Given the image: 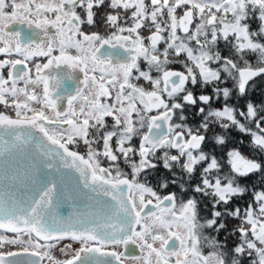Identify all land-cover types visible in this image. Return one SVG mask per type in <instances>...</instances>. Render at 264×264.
Instances as JSON below:
<instances>
[{
    "label": "snow or ice",
    "instance_id": "1",
    "mask_svg": "<svg viewBox=\"0 0 264 264\" xmlns=\"http://www.w3.org/2000/svg\"><path fill=\"white\" fill-rule=\"evenodd\" d=\"M0 55V264H264V0H0Z\"/></svg>",
    "mask_w": 264,
    "mask_h": 264
},
{
    "label": "trees",
    "instance_id": "2",
    "mask_svg": "<svg viewBox=\"0 0 264 264\" xmlns=\"http://www.w3.org/2000/svg\"><path fill=\"white\" fill-rule=\"evenodd\" d=\"M225 54H227V53L225 52ZM253 60H254V57H253ZM252 83H254L256 87L254 90L249 92V97L253 102L259 103L260 101L264 100V79L257 77L254 79V81L250 82V86ZM214 107L219 108L220 104L217 103L216 105H214ZM195 112H196V109H192L190 112H186V115L188 116L187 123L194 128L196 126H198V124L200 123V120H201V117L198 115H195ZM215 130L217 132L221 131L218 127ZM229 135L233 138V141H243L242 145L240 143H230V145H229L230 148L231 147H237L243 153H247L248 155L251 154V149L248 146L249 140H250L249 136L241 134L235 130H231ZM213 147H214L213 141H208L204 145L205 151H209V150L213 149ZM215 154L218 156L220 155L218 148H216ZM225 167H227V165H225ZM176 172L179 174L178 168L176 169ZM259 177H260V174H252L248 178L242 179L241 184L248 185L250 191L253 190L251 187L252 185H256L255 190H261V188H264V180L260 179ZM163 178L171 179V174L168 173L165 169H163L162 166L158 167L156 170H150L146 174V182L153 187L158 186L160 180ZM141 179L144 180V175H142ZM168 191H177L178 197L180 196L178 189L174 186L171 187L170 189H167V190L166 189H160L161 194L166 193ZM201 199H202V202L200 204V208L203 209L205 203H207L208 198H201ZM250 202H251V199L249 196H245L243 199L234 201V203L238 204L241 208H243L246 203H250ZM209 207H210V205H209ZM236 224H237L236 221L230 222L229 228L236 226ZM225 236H226V234L223 232L220 234L221 241H223L225 239ZM236 242H238V236L237 235H232L227 240V243L229 246L233 245ZM250 259H251L250 257H245L243 264H247L248 260H250Z\"/></svg>",
    "mask_w": 264,
    "mask_h": 264
},
{
    "label": "flooded vegetation",
    "instance_id": "3",
    "mask_svg": "<svg viewBox=\"0 0 264 264\" xmlns=\"http://www.w3.org/2000/svg\"><path fill=\"white\" fill-rule=\"evenodd\" d=\"M14 27H15V30H16V31H21V37H22V38H23V34H24V32L31 31V29H28L26 25H15ZM15 58L19 59L20 57H15ZM0 59H8V57H5V56H3V55H0ZM34 61H35V62H42V61H43V58H41V57H34ZM27 63H28V65H29V67H31L33 61H29V62H27ZM21 67H22V66L18 65V66H17V69H20ZM7 71H14V70H12V69H6V70H5V75H7ZM14 74H15V73H14ZM20 86H23V85H22V82H21V85H20ZM56 91H57L56 89H53L54 94H55ZM0 110L9 111V110L4 109V108H3V105H0ZM9 114H13V115H14V113H10V112H9ZM81 150H82V149H81ZM137 159H138V158H137ZM121 168H123V170H124L125 172H129V173L131 172V169H130L127 165L123 164L122 162H121ZM166 193H167V192H166ZM166 193H163V194H166ZM4 234H5V235H11L10 233H4ZM9 247H11L12 250H14V251L17 250V249L15 248V246H9ZM108 250H111V248H109ZM117 250H118V251H123V252H125L126 255L129 254V250H131V254H133V255H136V256H141V255H142V253H141L139 247H138L137 245H133V244H129L127 249H125L124 246L121 245V246H119V247L117 248ZM205 251H207V249H205ZM54 254H55L57 257L61 258V259L63 258V256L59 253L58 249H57V250H54ZM127 264H135V262H133V261H128Z\"/></svg>",
    "mask_w": 264,
    "mask_h": 264
},
{
    "label": "water",
    "instance_id": "4",
    "mask_svg": "<svg viewBox=\"0 0 264 264\" xmlns=\"http://www.w3.org/2000/svg\"><path fill=\"white\" fill-rule=\"evenodd\" d=\"M16 166L15 161L8 160L6 157H0V183L6 184L7 180L6 178L8 176H11L13 174V169ZM62 171H66L62 169ZM73 175H76L73 173ZM100 199H107L105 197H101ZM56 199L54 197V207H55ZM84 211V209L77 207L72 208L69 206V202L67 199H65V202L59 207L58 212L62 218H66L70 213L74 212H81ZM75 219H78V217H74Z\"/></svg>",
    "mask_w": 264,
    "mask_h": 264
},
{
    "label": "rangeland",
    "instance_id": "5",
    "mask_svg": "<svg viewBox=\"0 0 264 264\" xmlns=\"http://www.w3.org/2000/svg\"><path fill=\"white\" fill-rule=\"evenodd\" d=\"M178 12H179V10H178ZM242 153H243V152H242ZM173 154H174V150H173ZM243 154L248 155L247 153H243Z\"/></svg>",
    "mask_w": 264,
    "mask_h": 264
}]
</instances>
